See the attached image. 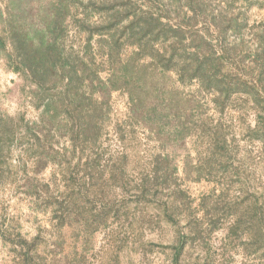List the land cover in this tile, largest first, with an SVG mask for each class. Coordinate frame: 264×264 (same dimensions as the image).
Returning a JSON list of instances; mask_svg holds the SVG:
<instances>
[{
    "label": "rangeland",
    "instance_id": "374dc122",
    "mask_svg": "<svg viewBox=\"0 0 264 264\" xmlns=\"http://www.w3.org/2000/svg\"><path fill=\"white\" fill-rule=\"evenodd\" d=\"M89 2H72L65 41L81 47L90 34L88 56L105 77V29L79 25L103 12ZM209 5L241 22L213 43L233 49L227 63L253 85L264 69V0ZM33 88L0 60L5 114L38 119L42 105ZM126 100L112 92L95 142L53 127L8 144L0 163V264H264V93L256 103L231 97L222 112L208 102L201 133L163 151L128 119ZM216 129L219 143L210 133Z\"/></svg>",
    "mask_w": 264,
    "mask_h": 264
},
{
    "label": "trees",
    "instance_id": "16d2710c",
    "mask_svg": "<svg viewBox=\"0 0 264 264\" xmlns=\"http://www.w3.org/2000/svg\"><path fill=\"white\" fill-rule=\"evenodd\" d=\"M73 1L0 0V60L29 79L42 105L38 119L24 122L0 109V163L10 142L28 133L38 139L42 129L67 127L72 139L95 142L113 91L125 93L128 119L162 151L201 133L198 125L205 123L208 102L222 112L231 97L242 95L256 103L264 93L263 68L248 85L226 61L233 49L213 43L214 36L218 43L228 29L238 31L241 22L236 16L227 18L222 9L214 14L209 0H142L138 10L133 0H116L117 8L90 0L95 11L103 12L97 22L83 19L79 25L82 30L105 29L100 33L106 36L99 39L107 46L105 77L88 56L90 34L81 47L65 41ZM203 23L202 29L197 26ZM190 84L196 89L185 90ZM210 133L212 142L219 143L217 129Z\"/></svg>",
    "mask_w": 264,
    "mask_h": 264
}]
</instances>
